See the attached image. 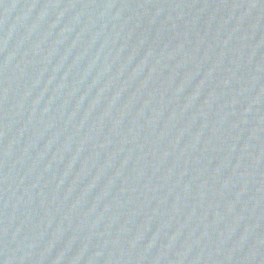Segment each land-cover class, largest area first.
Segmentation results:
<instances>
[{
	"label": "water",
	"instance_id": "water-1",
	"mask_svg": "<svg viewBox=\"0 0 264 264\" xmlns=\"http://www.w3.org/2000/svg\"><path fill=\"white\" fill-rule=\"evenodd\" d=\"M0 264H264V0H0Z\"/></svg>",
	"mask_w": 264,
	"mask_h": 264
}]
</instances>
